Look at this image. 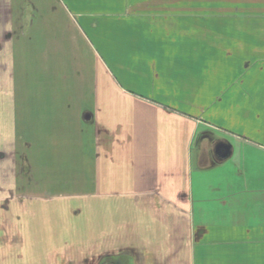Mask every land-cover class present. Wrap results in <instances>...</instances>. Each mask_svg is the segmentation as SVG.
I'll return each instance as SVG.
<instances>
[{"label":"crops","instance_id":"0c3cea01","mask_svg":"<svg viewBox=\"0 0 264 264\" xmlns=\"http://www.w3.org/2000/svg\"><path fill=\"white\" fill-rule=\"evenodd\" d=\"M78 199L99 256L264 264V0H0L1 264Z\"/></svg>","mask_w":264,"mask_h":264},{"label":"rangeland","instance_id":"374dc122","mask_svg":"<svg viewBox=\"0 0 264 264\" xmlns=\"http://www.w3.org/2000/svg\"><path fill=\"white\" fill-rule=\"evenodd\" d=\"M27 35H29L28 32ZM47 36L48 33H44L39 37L36 36L35 39L33 38L29 47V53H26V58H29L31 64L34 65V67H40H36L35 72H38L39 70L43 71L41 63L44 53L43 47L46 43L51 41ZM57 37L58 36L54 35L53 39ZM57 70L59 71L58 65ZM27 71L28 69H26V72ZM37 79H41V77L37 75L35 80ZM41 81L44 82L43 79ZM38 83L39 82L36 81V84ZM43 86L44 85L42 84L41 87ZM78 209L80 211L78 215L71 213V211ZM91 212V201L87 199L69 200V202L63 200V207H60V205H53V203L48 204V207L46 208L43 206L37 211L34 218L30 220V230L34 238V240H31L33 245L30 246L28 251L23 253L24 255L21 253L19 256L20 259H17L16 255H14L12 258V264H127L126 259L122 256H99L96 253L97 250H93L92 242L90 240L92 234L90 230V225L92 224ZM62 225L63 237L66 233L65 225H68V227L70 226L71 230L73 229L69 235L70 239L63 238L62 252H60L59 249L57 252H46L48 245L45 240L51 235H58L59 229L62 228ZM20 235L22 236V234ZM22 240L23 239L21 238V246L23 244ZM4 259H6V257H4ZM111 261L115 262L112 263Z\"/></svg>","mask_w":264,"mask_h":264},{"label":"water","instance_id":"95a60500","mask_svg":"<svg viewBox=\"0 0 264 264\" xmlns=\"http://www.w3.org/2000/svg\"><path fill=\"white\" fill-rule=\"evenodd\" d=\"M216 155L219 160H226L231 156L230 147L226 144H219L216 147Z\"/></svg>","mask_w":264,"mask_h":264}]
</instances>
